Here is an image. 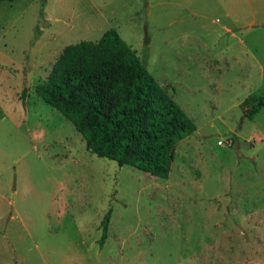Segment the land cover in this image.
Wrapping results in <instances>:
<instances>
[{
  "label": "rangeland",
  "instance_id": "rangeland-1",
  "mask_svg": "<svg viewBox=\"0 0 264 264\" xmlns=\"http://www.w3.org/2000/svg\"><path fill=\"white\" fill-rule=\"evenodd\" d=\"M149 1L0 4V264H264V0ZM111 29L197 125L168 179L92 154L36 93Z\"/></svg>",
  "mask_w": 264,
  "mask_h": 264
},
{
  "label": "trees",
  "instance_id": "trees-1",
  "mask_svg": "<svg viewBox=\"0 0 264 264\" xmlns=\"http://www.w3.org/2000/svg\"><path fill=\"white\" fill-rule=\"evenodd\" d=\"M36 93L75 126L92 154L157 178H169L178 143L197 131L115 29L98 42L67 46ZM263 107L264 97L247 117ZM108 226L109 218L102 239Z\"/></svg>",
  "mask_w": 264,
  "mask_h": 264
},
{
  "label": "crops",
  "instance_id": "crops-1",
  "mask_svg": "<svg viewBox=\"0 0 264 264\" xmlns=\"http://www.w3.org/2000/svg\"><path fill=\"white\" fill-rule=\"evenodd\" d=\"M144 2L146 1V3L144 4V8H146V9H149L150 7H151V2L149 1V0H143ZM135 13V16H139L138 15V13H137V11L136 12H134ZM147 14H149V13H147ZM226 16L228 17V18H234V22H236L237 21V19H236V16H235V14H233V15H231L230 14V11H228L227 13H226ZM251 25L253 24V23H250Z\"/></svg>",
  "mask_w": 264,
  "mask_h": 264
},
{
  "label": "built area",
  "instance_id": "built-area-1",
  "mask_svg": "<svg viewBox=\"0 0 264 264\" xmlns=\"http://www.w3.org/2000/svg\"><path fill=\"white\" fill-rule=\"evenodd\" d=\"M230 142H231V141H230ZM227 143H228V142H227ZM219 145H220V146H223V142H219Z\"/></svg>",
  "mask_w": 264,
  "mask_h": 264
}]
</instances>
